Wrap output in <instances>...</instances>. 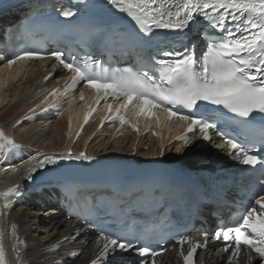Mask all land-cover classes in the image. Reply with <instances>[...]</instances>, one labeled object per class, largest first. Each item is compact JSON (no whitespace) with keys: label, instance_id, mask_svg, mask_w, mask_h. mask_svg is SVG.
Returning <instances> with one entry per match:
<instances>
[{"label":"snow or ice","instance_id":"obj_1","mask_svg":"<svg viewBox=\"0 0 264 264\" xmlns=\"http://www.w3.org/2000/svg\"><path fill=\"white\" fill-rule=\"evenodd\" d=\"M108 3L130 17L144 37H151L158 29L183 33L198 17H202L216 35L205 34V47L199 55L196 53V45H193L191 50L184 49L182 53L163 51L161 58L153 60L151 69L147 71L133 67L108 69L100 62L80 63L75 58L66 59L61 51H53L50 55L58 60L64 69L74 73L66 90L83 81L98 93L101 89L104 90L105 96H98L97 103L109 95L114 99L122 97L124 114H121L118 107L113 116L105 119H119L122 124L128 123L137 131V125L132 123L127 114L131 113L136 117L155 115L152 112L154 108L161 109L167 119L175 116L178 120L187 122V129L193 135L198 129L202 134L201 141L211 142L210 131H215L217 136L224 139L230 153L235 152L232 159L252 170L258 167L261 175H264V155L261 154V149L256 147L259 143L264 148V126L255 129L251 125L255 115H264V0H108ZM60 15L67 18L75 13L62 10ZM41 58L43 54L38 51L20 50L13 54L8 64L11 65L17 60ZM201 102L215 105L217 109H225L233 114V119L238 120L243 128L240 136L230 137L220 130L218 121L211 117L197 116L195 113L184 115L177 107L195 109ZM107 109L112 112L113 106L108 104ZM90 115L91 111L85 113V123ZM31 118L34 116L29 117ZM21 122L16 123L19 125ZM103 122L104 120L101 121L102 124ZM177 139L183 141L181 146L176 148L177 153L196 146V141L190 140L187 135ZM21 148L22 145L17 143L13 136L0 129V163L14 157ZM41 156L43 159H40ZM57 159L92 160L94 157L84 152L74 154L71 149L67 155L58 158L49 154H38L30 157L27 162V180L32 181L33 173L46 164H55ZM11 171L18 169L12 168ZM249 191V205L245 212L234 219L231 226L218 228L212 238L228 242L224 251H229L234 244L235 247L231 248L233 256L238 255L241 247L246 245L250 249L249 260L252 259L251 252H255L264 264V180L258 181ZM19 195L18 184L0 191V198L5 200ZM11 227L14 235L17 226L13 224ZM204 235L206 239L203 244L200 241H192L188 236L182 235L178 238L177 242L181 245L179 254L183 257L184 264H193L197 250L207 246L209 233ZM101 238L104 241L103 246L91 264H109V257L130 250L143 258L142 264L148 257L157 255L156 250L142 246L138 237L129 239L101 233ZM186 243L190 245L187 254L183 250ZM13 247L16 248V245ZM232 259L229 257V264ZM0 264H7L2 230Z\"/></svg>","mask_w":264,"mask_h":264},{"label":"bare ground","instance_id":"obj_2","mask_svg":"<svg viewBox=\"0 0 264 264\" xmlns=\"http://www.w3.org/2000/svg\"><path fill=\"white\" fill-rule=\"evenodd\" d=\"M62 74L61 67L43 61L13 63L8 68H0V129L22 145L14 157L0 163V175L11 177L9 183L6 181V190L14 184L20 186L19 196H12L8 200L0 198L5 243L11 264H91L104 243L100 236L94 235L80 222L63 217L62 212L49 203V199L31 196L26 178L30 157L41 153L54 156L55 152L67 155L71 149L74 154L84 152L98 159L148 160L161 156V152L164 158L194 164L216 158L215 147L209 144V147L201 144L200 147H188L177 153L176 148L182 144L177 139L180 136L172 139L170 134L175 131V122L170 128L164 121L161 125L155 123V119L148 115L131 117V113H128V118L137 125V131L128 123L122 124L119 119L101 124L105 117L112 115L104 117L99 112L91 113L85 123L84 115L90 109L78 108L77 112H72L75 106L78 107L81 94L80 97L68 96L65 111H43L45 103H59L60 88L55 89L50 101L42 97L46 91L60 84ZM74 99H78V102ZM83 102L88 105L84 97ZM121 114H124L123 110ZM17 121L22 122L17 125ZM149 122L153 126L147 129ZM12 168L18 171L13 172ZM13 224L17 226L14 235ZM224 255L220 249L211 247L199 254L198 264H225ZM245 259L243 255L235 264H246ZM157 262L182 264V258L176 249H172L159 255ZM247 262L259 264L254 257ZM109 264L128 262L117 259L115 255L109 257Z\"/></svg>","mask_w":264,"mask_h":264}]
</instances>
